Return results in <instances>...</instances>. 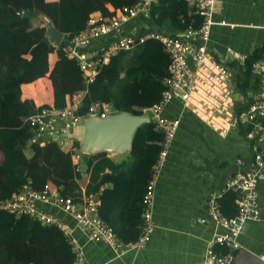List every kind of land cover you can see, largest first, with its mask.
Here are the masks:
<instances>
[{
  "label": "crops",
  "instance_id": "0c3cea01",
  "mask_svg": "<svg viewBox=\"0 0 264 264\" xmlns=\"http://www.w3.org/2000/svg\"><path fill=\"white\" fill-rule=\"evenodd\" d=\"M156 3L159 4L154 6ZM152 6L154 11L149 15L139 14L123 24L124 34L142 35L157 31L177 34L183 31L179 21L165 14L169 0H155ZM194 8V4L188 1L190 15ZM214 18L217 22L224 20L226 24L213 26L207 46L208 56L224 64L229 76H221L206 61L197 75L190 99L183 102L176 98L165 107V115L180 117L181 123L156 183L155 228L148 244L142 249L117 255L108 244L90 240L78 228L75 219L55 203L38 202L41 209L72 227L73 235L83 247L89 263L202 264L208 244L223 230L218 222L209 217L210 194L222 192L236 174L254 170L258 153L264 156V142L255 141L253 126L241 124L238 120L240 110L252 102L259 88L258 78L246 61L256 56L258 60L264 52V0H216ZM110 39L93 40L89 49L107 45ZM136 50L130 51L128 56ZM49 76L48 73L34 82L24 83L22 98L33 99L37 106L54 104V87ZM85 92L82 90L69 96L67 101L78 99L81 103ZM94 105L98 115L106 108L111 110L110 105L105 103L95 102ZM148 113L152 117V113ZM63 126L70 132L69 122L55 123L58 131ZM23 129L17 131L22 132ZM63 137L60 134L54 139L47 138L48 142L43 146L52 144L68 151L73 147V140L69 138L62 143ZM109 156L115 163H124L126 170L133 167L134 159L129 153H109ZM88 161L82 155L80 171L83 176L78 183L84 193L91 178ZM137 171L121 176L116 190H109L114 183L106 179L99 190L100 195L105 191L103 200L100 198V215L117 232L121 231L125 241H132L133 231L142 228L141 198L151 179H147L146 172ZM107 174H112L109 167L101 176ZM258 195L260 218L245 225L239 241L241 247L264 257V176L259 182ZM202 219L206 221L202 222ZM0 246H4L1 238ZM215 247L218 249L220 246Z\"/></svg>",
  "mask_w": 264,
  "mask_h": 264
},
{
  "label": "trees",
  "instance_id": "16d2710c",
  "mask_svg": "<svg viewBox=\"0 0 264 264\" xmlns=\"http://www.w3.org/2000/svg\"><path fill=\"white\" fill-rule=\"evenodd\" d=\"M135 1L0 0V199L8 198L30 184L35 189H43L45 185L57 186L63 196L80 200L85 194L98 192L105 179L114 183L109 190H116L121 176L129 174L126 172L138 170V173L146 172L147 179L152 177L163 144V135L156 130L153 120L142 125L136 135L129 152L134 159L129 170L124 163H115L108 152L90 156L87 166L91 178L84 193L78 183L83 173L77 170L72 150L64 151L52 144L43 146L48 140L36 137L30 124L29 117L50 104L37 106L33 99L22 98L24 83L34 82L49 73L57 107H65L67 97L86 91L76 111L81 117L89 114L95 102L135 114H142L158 103L166 88L164 80L170 67V56L159 40L148 39L130 57L129 51L112 55L94 81L87 85L77 60L64 52L67 40L84 29L93 14L99 12L104 18L111 19L119 8ZM164 10L165 14L179 21L183 30L198 27L201 23V16L195 8L189 14L187 0H169V6ZM40 14L51 18L63 32L58 47L46 36ZM257 58L246 61L251 71ZM20 128H24L22 132L17 131ZM73 147H80V143L73 140ZM106 167L112 174L103 177ZM104 194L105 191L100 195L102 200ZM236 199L237 193L233 191H227L223 196L225 215L237 213ZM114 230L120 239L126 240L121 231ZM140 232V229L133 231L130 239L136 240ZM0 238L4 241V246H0V264L74 263L75 253L64 232L56 225L43 224L27 214L16 215L0 210ZM219 246L216 250L224 253V246Z\"/></svg>",
  "mask_w": 264,
  "mask_h": 264
},
{
  "label": "built area",
  "instance_id": "2783aa9c",
  "mask_svg": "<svg viewBox=\"0 0 264 264\" xmlns=\"http://www.w3.org/2000/svg\"><path fill=\"white\" fill-rule=\"evenodd\" d=\"M155 0H136L132 5L119 8L111 19L104 18L100 13L93 14L87 25L80 32L68 39L64 52L69 58H75L84 74V83L94 81L103 64L119 51H132L144 44L148 39L159 40L170 56L169 75L165 78L166 88L161 100L146 109L152 113L150 120L155 123L156 129L163 135V144L154 172L149 180L143 196V225L139 237L134 241H124L119 238L100 215V193L85 194L80 200L70 196H63L59 187L35 189L30 184L10 197L0 199V210L16 215L27 214L43 224L58 226L67 236L75 259L73 264H91L87 261L83 247L73 235V229L55 215L48 213L38 206V202H53L62 210L70 214L76 221L78 228L92 241L108 244L117 255H123L131 250L144 248L154 231V204L156 183L165 164L169 150L177 135L181 120L180 117H169L164 110L173 99L179 98L187 102L194 90L197 75L206 61H209L214 70L221 76L228 77V68L216 59L208 56V43L212 28L215 24H226L223 20L217 22L214 18L216 0H188L195 6V12L201 16L198 27H190L177 34L165 32H150L147 34H124L123 24L139 14L149 15ZM19 14H22L21 12ZM112 38L107 45L89 49L93 40ZM243 59L246 56H241ZM252 72L258 78L259 88L253 96L252 102L240 110L238 120L241 124L253 126V138L257 143L264 142V52L260 59L252 63ZM80 105L78 99L69 101L63 107L54 104L43 108L29 117L30 124L36 131V137L55 138L62 134L65 143L68 138V128L63 126L59 131L55 129L56 122L72 125L81 118L76 111ZM110 110L107 108L101 114L106 117ZM90 112H96L93 104ZM89 112V113H90ZM55 135V136H54ZM44 139V140H45ZM73 159L80 170L82 151L80 147H72ZM264 176V156L256 155L254 170L248 173H238L229 181L222 192H212L208 199L209 217L220 224L222 231L217 233L207 246L206 255L202 264H232L234 250L241 247L239 237L250 221H257L261 215V204L258 195L259 182ZM225 191L237 193L238 211L233 216H227L222 210V198ZM205 222L206 219H202ZM223 245L224 253L216 250V245Z\"/></svg>",
  "mask_w": 264,
  "mask_h": 264
},
{
  "label": "water",
  "instance_id": "95a60500",
  "mask_svg": "<svg viewBox=\"0 0 264 264\" xmlns=\"http://www.w3.org/2000/svg\"><path fill=\"white\" fill-rule=\"evenodd\" d=\"M45 24V34L58 47L63 39L51 18L39 15ZM150 121L147 111L135 114L126 110L111 109L106 117L90 112L71 125L68 138L78 141L85 159L99 152L127 154L131 151L136 135L142 125ZM232 264H264V257L245 248L234 250Z\"/></svg>",
  "mask_w": 264,
  "mask_h": 264
},
{
  "label": "bare ground",
  "instance_id": "6f19581e",
  "mask_svg": "<svg viewBox=\"0 0 264 264\" xmlns=\"http://www.w3.org/2000/svg\"><path fill=\"white\" fill-rule=\"evenodd\" d=\"M65 234V233H64ZM127 242H130V241H127Z\"/></svg>",
  "mask_w": 264,
  "mask_h": 264
}]
</instances>
